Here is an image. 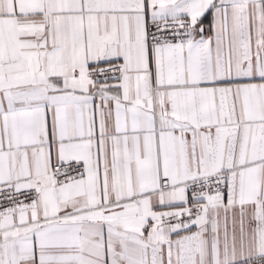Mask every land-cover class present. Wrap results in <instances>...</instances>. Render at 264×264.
<instances>
[{
  "label": "snow or ice",
  "instance_id": "obj_1",
  "mask_svg": "<svg viewBox=\"0 0 264 264\" xmlns=\"http://www.w3.org/2000/svg\"><path fill=\"white\" fill-rule=\"evenodd\" d=\"M0 264H264V0H0Z\"/></svg>",
  "mask_w": 264,
  "mask_h": 264
}]
</instances>
